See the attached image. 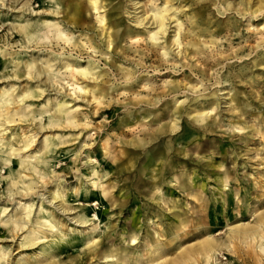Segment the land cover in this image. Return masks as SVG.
<instances>
[{"label":"rangeland","instance_id":"obj_1","mask_svg":"<svg viewBox=\"0 0 264 264\" xmlns=\"http://www.w3.org/2000/svg\"><path fill=\"white\" fill-rule=\"evenodd\" d=\"M58 1L62 0H7L6 5L0 9V37L12 34L13 30L8 32V28L16 21L15 17L22 10V6L25 9L30 5L40 17L49 19L51 17L46 16L45 10L49 6L57 5ZM81 1L88 5L86 0ZM115 1L122 6L118 16L114 17L122 24L124 34L120 42L116 40L122 49L119 52L107 51L93 28L85 30L86 34L81 35V38L84 41L89 39L96 46V52L79 50L82 59L92 57L98 63V69L106 73L104 81L108 82L102 85L109 91L108 98L103 104L96 105L90 99L88 101L86 98V101L81 97H75L72 104H75L74 108L77 107L76 119L88 124L89 135L83 139L85 145H81L84 132L82 126L63 127L61 129L63 131H57L56 133L64 135V139L69 140L62 150L69 149V152L73 150L75 155L68 156L62 151L59 157L51 159L56 177L50 176L43 186L39 183L37 188L40 195L44 194L46 197L48 191L60 182L58 180L55 183V180L63 177L61 187L72 195L68 203L75 207L78 204L86 205L85 192L88 191L90 182L87 181L88 178L79 175L87 171L85 170L87 163H84L83 156L90 150L92 157L99 162L102 173L106 174L99 185L108 187L109 195L103 197L100 202L98 199L90 198L87 202L89 206H78L73 210L75 212L87 209L93 218L91 224L94 222L87 227L79 224L77 213L60 216V211L49 207L60 220H63L60 228L65 240L58 248H52L53 245L47 243L20 246V237L4 240V235L0 232V247L6 252L2 264H48V257L52 253L61 258L64 264H104L115 259V257L92 258L85 248L86 242L91 241L101 242L99 248L102 250H114L112 253L114 256L124 255V258L128 259L126 263H132L138 257L145 259L147 251L156 248H158L156 253L163 249H171L168 253L169 257H172L176 255L179 246L185 248L194 245L196 241L210 234L220 238L229 225L246 223L252 219L254 211H264V68L255 63L257 50L252 47L259 37L255 33V28L264 24V15L250 17L248 20L246 16L242 17L233 10L220 14L216 6H220L222 0H204L196 4H192L191 0L182 1L181 4L184 6L178 15L186 29L191 28L192 20L195 19L192 8L200 5L206 14L204 17L212 19L213 22L238 23L237 31L231 29L233 27L231 26L224 31L214 32L216 38L220 40V46L217 48H204L203 53L195 55L194 58L182 60V54L177 55L181 47L176 49L175 46L173 48L175 51L167 58L163 57L162 49L159 47L151 50V41L144 32L147 28L135 22V18L142 14L147 15L148 19L153 4H161L163 0ZM134 2L137 4L134 5ZM172 2L178 4L176 0ZM41 6H45L44 10ZM108 7L109 5L106 9ZM24 13L21 19L32 18V13L28 9ZM83 15L86 18L85 22L89 26H94L95 18L92 11H85ZM146 25L149 26L150 23ZM204 26L202 23L200 27ZM71 28L74 36H78L82 30ZM195 32L199 30L195 29ZM200 40L207 38L202 36ZM52 47L53 51H63L64 54L70 52L66 45ZM19 49L20 47L15 46V50ZM75 50L76 48L72 49L74 52ZM108 52L109 55L106 54ZM30 53L39 57L41 62L52 56L49 46L35 48ZM205 54L213 55L211 63H208ZM24 55L27 54L23 53L22 56ZM115 59L116 65L119 63L122 67L135 70L131 77L138 82L132 78L126 81L122 72L113 66ZM1 65L0 56V73L4 74L0 75V88H8L10 85L6 86V83L1 82L10 79L8 73L12 72L11 64L6 67L7 70ZM62 74L60 70L57 77L63 83L58 84L62 93L57 92L55 87L44 86L45 91L41 96L29 98L21 104L15 103L11 107L29 105L26 111L35 110L36 122L38 119L46 118L49 112L43 113L42 116L38 115L44 100L49 98L55 102L66 93L73 95L71 90H65L66 88L62 86L67 81L63 79ZM232 75L236 77V81ZM22 79L25 78L15 83L14 93L31 88L35 95H40V91L35 87L36 78L30 82ZM173 80L188 81L189 85L196 88L192 87V90L187 86L175 95L179 99L191 98L188 105L183 108L186 109L185 112L177 119L179 128L176 132L179 135L176 136V132H167L155 136L156 131L163 125L173 123L178 117V113L174 112L173 94H168L167 85ZM112 84L115 87L110 89L108 86ZM235 92H240L239 98L242 103L239 107H235L228 100ZM213 94L217 95L219 103L210 111L212 119L208 123L193 122L186 112L194 107V103L199 100L201 102L205 96H214ZM206 104L204 100L201 102V106ZM152 111L153 113L148 115ZM128 112L148 117L135 124H126ZM34 124L35 121L27 123L17 117V122L10 124V130L29 135L36 132ZM186 131H190V135L195 137L189 139V135L184 133ZM79 133L81 135H78ZM183 134L185 138L180 144H175L176 138ZM41 140V133H38L32 149L27 154L39 150ZM130 141L136 143L129 145ZM138 141L143 142L139 144ZM99 144L104 146L103 150L98 149ZM158 149L163 150L167 158L168 165L164 167H160V162L155 160L154 153ZM1 172L4 173V170ZM223 178L228 179L226 186L222 185ZM6 187L7 182L0 181V203L6 205L8 201V210L13 207L10 213H14L15 200H7L3 194L4 189L7 190ZM35 201V205L37 202L40 203L38 198ZM45 206H48L47 203ZM99 218L103 221L98 224ZM179 218L189 225L179 226L183 233L180 236L181 244L169 245L170 233L173 226L179 224L181 220ZM191 227H194L193 230L188 232ZM206 227L210 229L206 230ZM92 229L94 230L91 231ZM185 232L187 234H184ZM132 236L136 237L134 241L131 240ZM48 240L51 241L52 238L49 237ZM47 246L52 250L44 252ZM235 260L234 254L222 249L215 254L211 264H234Z\"/></svg>","mask_w":264,"mask_h":264},{"label":"bare ground","instance_id":"obj_2","mask_svg":"<svg viewBox=\"0 0 264 264\" xmlns=\"http://www.w3.org/2000/svg\"><path fill=\"white\" fill-rule=\"evenodd\" d=\"M172 1L173 0H163L161 4H153L151 8L152 13L148 19V16H144V14L135 18L136 24L142 25L143 28H147L144 32L151 41V50H156V48L159 47L162 49V55L165 58L173 54L175 51L173 48L176 46V49L181 47L177 55L182 54V60H190L194 58L195 55L203 53L204 48L214 49L220 46V40L216 38L214 32L224 31L229 27L231 28V26L234 27L231 29L235 31L238 30L237 21L232 24L227 22L223 23V21L213 22L212 19L204 17L206 14L202 11V5L192 8L194 12L193 17H195V19L192 20L193 25L191 28L186 29L184 23L179 18L178 12L182 10L184 6V4L181 3L189 0H176L178 1L177 5ZM191 1L192 4H196L198 1L204 0ZM5 2L7 3V0H0V9L6 5ZM86 3L88 5H85L81 0L58 1V3H56L57 5L54 7L49 6L45 10L47 13L46 16L51 17L49 19L40 17V14L33 10L30 5L25 9L24 6H22V10L15 17L16 21L8 28V32L13 30L12 34L10 36L0 37L1 66L4 70H7L6 67L11 64L12 71L8 73L10 79L6 82H1L6 83V86L10 85V87L0 88V181L7 182V190L4 189L3 191V194L7 197L6 199L10 201L15 200L13 203L15 207L14 213H10L13 207L8 210V201L6 205L3 202L0 203V232L3 233L4 240L11 237H17V239L20 237V246L28 247L46 243L48 245H53L52 248H58L60 245L62 246L65 240L64 233H61L62 229L60 228L63 225V220H60L49 207H54L57 211H60V216L67 213H77L76 218L79 224L87 227L88 225L94 224V222L91 224L93 218L87 209H79L76 210L77 212H73V210L78 206H89L87 202H89L90 198L98 199L100 202L103 197L109 195L108 187L102 186V184L99 185V182L106 174L102 173L99 162L92 157L90 150H87L83 156L84 163H87L85 167L87 171L79 175V177L84 176L88 178L87 181L90 182L88 186L89 189L85 192L86 205L78 204L75 207L68 203L72 195L61 187L63 177H59L55 180V183L58 180H60V182L56 183V187L48 191L46 197L44 194L40 195V191L37 190L39 183L43 186V184L51 178L50 176L56 177V170H54L53 165H51V159L59 157L58 155H60L62 151L68 156L75 155L73 150L70 152L69 149L62 150L69 140L64 139V135H60L56 132L63 131L61 130L63 127L76 128L82 126L83 128L81 129L84 132L82 133L83 138L81 140V145H85L83 144V139L85 136L89 135L87 129L88 124L76 119L75 112L77 111V107L74 108L75 104H72V101L81 97L85 100L87 98L88 101L90 99V101L96 105H101L108 98L109 91L105 89L107 87L102 85L108 82L104 81L106 73L98 69V63H96L92 57L84 60L80 56L79 50L85 49L96 52V46L92 44L89 39L84 41L81 35L86 34L85 30L95 28L96 36L101 39V43L107 51L111 50V52H113L117 50V52H119L122 49L119 43L124 34L122 24L119 22L118 18H114L118 16L120 13L119 10L122 7L119 2L115 0H86ZM136 4L137 2H134V5ZM108 5L109 7L106 9ZM15 8L16 7H14V9ZM44 8L45 6H41L42 10H44ZM216 8L217 12L220 14H225L226 11L233 10L242 17L246 16L249 20L250 17L256 18L261 14L264 15V0H239V2L222 0L221 5L218 7L216 6ZM27 9L32 13V18L23 20L21 17L25 14L24 11ZM85 11H92L95 18L94 26H89V24L85 22L86 18L83 15ZM34 12L36 13L33 14ZM58 14H62L61 17L56 16ZM147 23H150V25L147 26ZM202 23L205 24L204 27H200ZM71 27L82 28V30L78 36H74V31H72ZM171 28L172 30H170ZM195 29H198L199 32L196 33ZM255 31L259 37H257L255 45L252 46L257 50L254 61L257 65L264 68V24H261L259 28L256 27ZM191 33H193V35H190ZM13 34L15 36H13ZM202 36L206 37L207 40H200ZM116 40H119V42ZM54 45H66L70 48V52L64 54L63 51H53L52 46ZM15 46L20 47V49L15 50ZM41 46H49L52 53V56L45 58L42 62L39 57L33 56L32 53H30L33 49ZM74 48H76L75 52L72 51ZM23 53L27 55L22 56ZM234 53L236 54L237 52L235 51ZM106 54L109 55L110 52ZM205 55L208 59V63H211V57H213V55ZM54 60L57 61L54 62ZM114 62L113 66L117 67V69L122 72L126 81H128V78H132L131 75L136 72L132 68L122 67L119 63L116 65V59ZM55 65L57 66L54 67ZM181 65L185 66L184 63H181ZM60 70L61 73H63V79H67L66 85L64 84L62 86L66 88L65 90H71L72 94H76V96L66 93L55 102L47 98L44 100V104H42V108L38 115L42 116L43 113L47 112H49V115L44 119H38L37 122L35 110L29 109L26 111V109L30 107L29 105L27 107H11L15 103L21 104L29 98L41 96L45 91L44 86L55 87L57 92L62 93V89L61 87L58 88V84L63 83L57 78ZM0 75L4 76V74L1 73ZM23 77L25 79H22V81L27 80L28 82L32 81L34 78L37 79L35 87L40 91V95H35L31 88H26L19 93H14L15 83ZM233 78L236 81V77L233 76ZM132 79L138 82L137 79ZM167 86L168 94H173L172 101H174L175 105L174 112L178 113V117L174 120L172 119L173 123H169L166 126L163 125L156 131L157 133H155V136L166 134L167 132L172 133L178 131L179 125L177 124V119L185 112L186 109L183 110V108L188 105L191 98L189 100L188 97L179 99L176 98L175 95L187 86L192 90L196 88V86L189 85V82L185 80L182 82L173 80ZM108 87L113 89L115 85L112 84ZM239 94L240 92H235L228 99L235 107H239L242 103ZM213 95L214 96L210 97L205 96L204 99H201L202 103L203 100L207 102L205 106H201L200 100L194 103V107L188 110L186 115L191 118L193 122L205 121L208 123V121L212 119L210 111H213L215 106L219 103L217 95ZM187 100L188 102L186 103ZM152 113L153 111L148 115ZM126 116V124H135L137 121L144 120L148 117L147 115L141 116L140 114H133L132 112H128ZM17 117L19 120L27 123L35 121L33 128L36 132L28 135L27 133H20L17 130H10V124L17 122ZM155 118H157L156 113ZM38 133H41L42 137L39 143L40 149L36 150L34 153L27 154V152L32 149L35 136ZM184 133L185 135H189V139L195 137V135H190V131ZM175 134L176 136L179 135L177 132ZM78 135H81V133ZM185 135L183 134L177 137L174 141L175 144H180V141L185 138ZM134 142L135 141H130L128 144L134 145L136 143ZM142 142L143 141H138L139 144ZM98 149L103 150L104 146L99 144ZM167 149H169V146ZM167 153L168 150L166 151V154ZM154 157L156 161L160 162V167L168 165L163 150H156ZM1 170H4V173H2ZM227 181V178H223L222 185L226 186ZM74 191L76 194V188ZM36 198H38V200L40 199V203L38 204L37 202L35 205ZM46 203L48 206H45ZM97 221L99 224L103 219L101 220L99 218ZM182 224L185 226L189 225L185 223L183 219L179 221L178 225H174L170 233L171 238L168 241L169 245L175 246L178 244L179 246L181 244L180 236L183 233L179 226ZM197 227L196 225V228ZM193 228L194 227H191L188 232L193 230ZM205 229L208 230L210 227H206ZM93 230L94 229L91 231ZM184 234H187V232ZM49 237L52 238L51 241L48 240ZM135 239L136 237H131L132 241ZM100 243L99 241L86 242L85 248L87 249L86 252L88 251L92 258L108 259L115 257V259L106 261L104 264H211L215 254L222 249H226L231 254H234L236 258L234 264H239L238 262L242 264H251L252 262L253 264H264V211H254L252 213V219L246 223H234L229 225L220 238H215L210 234L196 241L194 245H189L185 248L181 245L178 247L176 255L172 257H169L168 253L171 249H163L156 253L158 249L156 248L155 250H148L145 259H140L138 257L132 263H126L128 259H125L124 255L114 256L112 254L114 250H102L99 248ZM49 249H51V247L47 246L43 251L46 252ZM5 254V249L0 247V264H2ZM48 259V264L65 263L54 253H52ZM73 259L74 258H70V260Z\"/></svg>","mask_w":264,"mask_h":264}]
</instances>
